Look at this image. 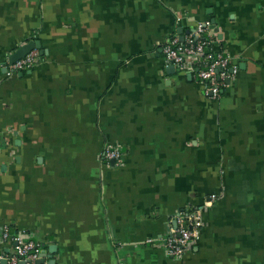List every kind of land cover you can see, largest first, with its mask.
Masks as SVG:
<instances>
[{
	"label": "crops",
	"instance_id": "1",
	"mask_svg": "<svg viewBox=\"0 0 264 264\" xmlns=\"http://www.w3.org/2000/svg\"><path fill=\"white\" fill-rule=\"evenodd\" d=\"M201 22L237 68L217 101L161 52ZM35 40L41 62L6 76ZM189 209L180 259L145 244ZM4 227L49 264H264V0H0Z\"/></svg>",
	"mask_w": 264,
	"mask_h": 264
},
{
	"label": "built area",
	"instance_id": "2",
	"mask_svg": "<svg viewBox=\"0 0 264 264\" xmlns=\"http://www.w3.org/2000/svg\"><path fill=\"white\" fill-rule=\"evenodd\" d=\"M215 39L209 22L197 23L183 38L172 34L164 42L161 52L168 64L181 69L188 66L194 78L202 85L203 95L217 101L230 80L237 73V68L229 57L215 48ZM42 60L38 50L34 49L12 65H6V76L25 72L37 66ZM103 160L119 164L123 160L120 149L106 144L102 152ZM216 196H209L206 207L215 202ZM201 209H189L179 212L174 218V226L169 225L166 236L148 238L145 244L160 247L167 257L180 259L195 244L201 234ZM0 264H49L45 257L44 246L33 240H26L13 234L8 227L1 233ZM4 246H9L5 249ZM5 250L9 252L6 253Z\"/></svg>",
	"mask_w": 264,
	"mask_h": 264
},
{
	"label": "water",
	"instance_id": "3",
	"mask_svg": "<svg viewBox=\"0 0 264 264\" xmlns=\"http://www.w3.org/2000/svg\"><path fill=\"white\" fill-rule=\"evenodd\" d=\"M212 23H214V22H212ZM34 49L38 50L41 56H43L44 54L45 55L47 54V52L42 49L40 41H38V40L28 41L27 43L19 46L11 55L8 56L7 61L5 63V66L14 64L16 61L22 59L25 55H27L30 51H32ZM166 70H167L168 74L175 73V68L173 65L169 64V66L166 68ZM5 71H6V68L3 69V72H5ZM21 74L22 73H19L18 75H21ZM110 165L114 166L115 162L111 161ZM53 250H55L54 247H52V246L49 247L48 253L49 254L53 253L54 252ZM5 252L8 253L9 251L5 250ZM45 257H48V256L45 254ZM1 264H5V262L3 261V262H1Z\"/></svg>",
	"mask_w": 264,
	"mask_h": 264
}]
</instances>
